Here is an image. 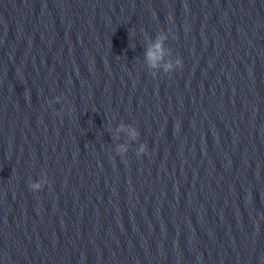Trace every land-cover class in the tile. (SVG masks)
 I'll return each instance as SVG.
<instances>
[{
    "label": "water",
    "instance_id": "obj_1",
    "mask_svg": "<svg viewBox=\"0 0 264 264\" xmlns=\"http://www.w3.org/2000/svg\"><path fill=\"white\" fill-rule=\"evenodd\" d=\"M0 264H264V0H0Z\"/></svg>",
    "mask_w": 264,
    "mask_h": 264
},
{
    "label": "clouds",
    "instance_id": "obj_2",
    "mask_svg": "<svg viewBox=\"0 0 264 264\" xmlns=\"http://www.w3.org/2000/svg\"><path fill=\"white\" fill-rule=\"evenodd\" d=\"M166 39H167L166 35L160 36L158 38V40L155 43H153L150 46V48L148 49V51L146 52L145 58H146L150 68L156 69L157 67L160 66L161 61L164 59L166 52H165V49L163 48V43ZM181 67H182V61L179 58H176L174 60H169L168 63L163 65L164 72L168 73V74L172 73L173 71H175ZM119 132H126L127 136L132 141L137 140L138 133L134 128H132L130 126L125 127L124 125H121L117 129V133H119ZM128 151H129V147H128L127 143L118 144L115 147V152L121 156L126 155ZM146 151H147L146 145L140 144L138 146V148L136 149V155L137 156L143 155L146 153ZM45 183H46V180L42 175L39 180L30 183L29 186H30L32 191L38 192V191L43 189Z\"/></svg>",
    "mask_w": 264,
    "mask_h": 264
}]
</instances>
